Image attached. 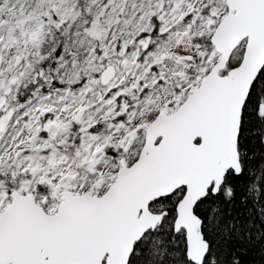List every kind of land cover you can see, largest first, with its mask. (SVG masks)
I'll list each match as a JSON object with an SVG mask.
<instances>
[{
	"label": "snow or ice",
	"instance_id": "obj_1",
	"mask_svg": "<svg viewBox=\"0 0 264 264\" xmlns=\"http://www.w3.org/2000/svg\"><path fill=\"white\" fill-rule=\"evenodd\" d=\"M0 264H264V0H0Z\"/></svg>",
	"mask_w": 264,
	"mask_h": 264
}]
</instances>
